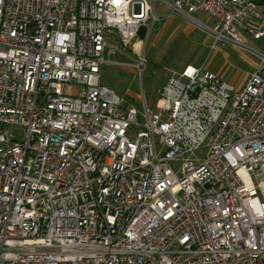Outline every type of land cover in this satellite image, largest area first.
I'll use <instances>...</instances> for the list:
<instances>
[{"label":"built area","instance_id":"2783aa9c","mask_svg":"<svg viewBox=\"0 0 264 264\" xmlns=\"http://www.w3.org/2000/svg\"><path fill=\"white\" fill-rule=\"evenodd\" d=\"M156 1L0 0V264H264V50L239 36L264 0H159L258 60L239 90L186 66L140 110L103 67Z\"/></svg>","mask_w":264,"mask_h":264},{"label":"rangeland","instance_id":"374dc122","mask_svg":"<svg viewBox=\"0 0 264 264\" xmlns=\"http://www.w3.org/2000/svg\"><path fill=\"white\" fill-rule=\"evenodd\" d=\"M155 7L160 13H163L162 11L166 6L157 0ZM204 14L197 13L196 15L205 20L208 16L205 14L206 17ZM182 20H184V23L186 22L185 19ZM209 20V25H213V20ZM155 30L149 35L150 38L147 41L146 37L144 38L146 47L145 63L142 66V71L133 65L138 61V56L134 50L140 46V43L133 47L132 42L126 44L118 34L111 36L110 39L117 44L116 49L120 54L118 56L124 61L120 62L118 60L121 64L105 65L103 67V83L113 88L119 95L125 97L140 110L144 107V98L148 105L159 110L162 100L160 92L167 83V79L171 73L179 72L187 64L196 67L204 66L202 67L204 70L216 72L221 79L232 84L235 89H240L257 61L251 51L242 49L232 43L225 46L217 43L213 46L214 39L211 38L205 41L207 31L195 29L196 31L190 38H184L180 34L178 39L174 41L176 34L170 37L166 34L161 40L155 39ZM143 35L140 32V36ZM239 36L244 44L254 49H263L261 47L262 40L258 41L251 34L248 33L247 35L245 32L244 34L240 33ZM77 89L78 87L74 86V91ZM207 149L206 142H204L188 157L195 161H201L205 157ZM171 164L175 170H179L182 161L174 160Z\"/></svg>","mask_w":264,"mask_h":264},{"label":"crops","instance_id":"0c3cea01","mask_svg":"<svg viewBox=\"0 0 264 264\" xmlns=\"http://www.w3.org/2000/svg\"><path fill=\"white\" fill-rule=\"evenodd\" d=\"M166 7H164V11H162L163 13H161L162 14V20H161V25L160 26H158L157 28H156V30H155V39H158V40H161V39H163L164 37H165V35L166 34H168L169 35V37L170 36H172V35H175L176 34V37H175V39H174V41H176L177 39H178V37H179V35L180 34H182L183 36H184V38H190L191 36H192V34L196 31L195 29H200V30H203V31H207V34H206V36H205V41H207V40H209V39H213V37L211 36V34L208 32V30L206 29V26L208 27V26H210L209 25V19H211V20H213L211 17H209L206 13V15L208 16H206L205 14H204V12H202V11H197V12H195V13H193V17L196 19V20H198L199 21V23H200V25H197L196 24V22H193L192 20H189V19H187V18H183V17H180V16H176V15H172L171 14V11H170V7L168 6V5H165ZM168 9H169V11H168ZM197 13H202V14H204V16H206L207 17V19H205V20H203L202 18H200L199 16H197L196 14ZM258 14H259V16H252L251 18H249V20H248V23L249 24H251V25H254V26H256V27H258V28H260V27H262V28H264V2H261L260 4H259V6H258ZM209 18V19H208ZM182 19H185V23L183 22L184 20H182ZM182 22H183V24H182ZM239 32L240 33H245L246 32V34L248 35V32L246 31V30H244L243 28H240L239 29ZM152 33V32H151ZM150 33V34H151ZM210 35V36H209ZM144 36V35H143ZM142 38V37H141ZM150 37L148 36L147 38H146V41L149 39ZM252 38V37H251ZM258 41H260V40H262V45H261V47L263 48L262 50H264V35L262 36V37H260V38H258L257 39ZM110 41H111V39H110ZM111 43L113 44V45H117V44H115V42H113V41H111ZM140 46H142V50L144 51V55H145V47H146V42H144V39L142 40V42H141V44H140ZM213 46H214V44H213ZM139 49H140V47H139ZM257 49V48H256ZM258 50H260V49H258ZM135 51H137V52H139L138 51V48H137V50H135ZM135 54L137 55V53L135 52ZM253 54V53H252ZM120 54H118V50L116 51V59L117 60H119L120 62L121 61H124V60H122V59H120ZM133 55V54H132ZM135 55V56H136ZM253 55H255V54H253ZM138 56V55H137ZM136 56V57H137ZM255 57L257 58V56L255 55ZM137 60H138V58H137ZM257 60H258V58H257ZM137 62V61H136ZM256 63H257V61H256ZM189 65H191V64H187L186 66H189ZM254 65H256V64H254ZM186 66H184L181 70H179V72L180 71H182ZM191 66H194V65H191ZM201 67H204V66H201ZM255 67V66H254ZM254 69V68H253ZM207 71H209V70H207ZM253 71V70H252ZM251 71V72H252ZM210 72H212V71H210ZM214 73V72H213ZM215 74H217L216 72H215ZM218 75V74H217ZM249 75H250V73H248V75H247V78L249 77ZM170 77V76H169ZM247 78H246V80H247ZM169 79V78H168ZM168 79H167V81H168ZM227 82V81H226ZM246 82V81H245ZM229 83V82H228ZM230 84V83H229ZM245 84V83H244ZM244 86V85H243ZM242 86V87H243ZM241 87V88H242ZM240 88V89H241ZM236 90H239V89H237L236 88Z\"/></svg>","mask_w":264,"mask_h":264},{"label":"bare ground","instance_id":"6f19581e","mask_svg":"<svg viewBox=\"0 0 264 264\" xmlns=\"http://www.w3.org/2000/svg\"><path fill=\"white\" fill-rule=\"evenodd\" d=\"M102 7H109V0H102ZM37 77H38V70L29 71V78H37Z\"/></svg>","mask_w":264,"mask_h":264},{"label":"trees","instance_id":"16d2710c","mask_svg":"<svg viewBox=\"0 0 264 264\" xmlns=\"http://www.w3.org/2000/svg\"><path fill=\"white\" fill-rule=\"evenodd\" d=\"M141 33H142V34H144V33H145V30H144V29H142V30H141Z\"/></svg>","mask_w":264,"mask_h":264}]
</instances>
